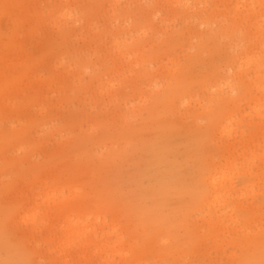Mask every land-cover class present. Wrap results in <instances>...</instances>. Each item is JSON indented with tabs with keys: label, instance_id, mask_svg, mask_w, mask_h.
Returning <instances> with one entry per match:
<instances>
[{
	"label": "rangeland",
	"instance_id": "obj_1",
	"mask_svg": "<svg viewBox=\"0 0 264 264\" xmlns=\"http://www.w3.org/2000/svg\"><path fill=\"white\" fill-rule=\"evenodd\" d=\"M0 264H264V0H0Z\"/></svg>",
	"mask_w": 264,
	"mask_h": 264
}]
</instances>
